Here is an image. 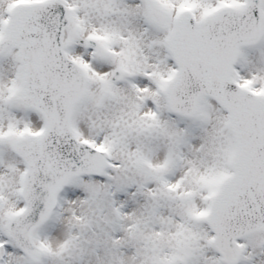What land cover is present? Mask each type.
Listing matches in <instances>:
<instances>
[{
  "label": "snow or ice",
  "instance_id": "1",
  "mask_svg": "<svg viewBox=\"0 0 264 264\" xmlns=\"http://www.w3.org/2000/svg\"><path fill=\"white\" fill-rule=\"evenodd\" d=\"M0 264H264V0H0Z\"/></svg>",
  "mask_w": 264,
  "mask_h": 264
}]
</instances>
